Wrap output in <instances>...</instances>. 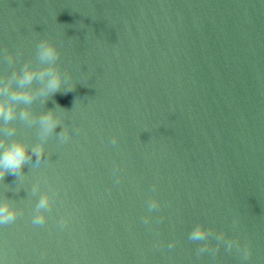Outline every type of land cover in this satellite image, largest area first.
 I'll list each match as a JSON object with an SVG mask.
<instances>
[{"label": "water", "instance_id": "water-1", "mask_svg": "<svg viewBox=\"0 0 264 264\" xmlns=\"http://www.w3.org/2000/svg\"><path fill=\"white\" fill-rule=\"evenodd\" d=\"M0 103V264H264V0H0Z\"/></svg>", "mask_w": 264, "mask_h": 264}, {"label": "clouds", "instance_id": "clouds-1", "mask_svg": "<svg viewBox=\"0 0 264 264\" xmlns=\"http://www.w3.org/2000/svg\"><path fill=\"white\" fill-rule=\"evenodd\" d=\"M41 57L44 59H56L58 56V53L56 51V48L53 44L42 41L41 42ZM45 73L42 72L41 75H44ZM35 77V73L33 71H28L24 73L21 83H28L31 80H33ZM61 80L59 75L54 76L48 83L47 87L49 89H58L59 84ZM17 99L22 100H28L30 98V93L26 91H20L16 93ZM0 116H3L6 121L11 120L13 116V109L11 107H7L6 105L0 103ZM43 124L45 125V132H49L53 130L56 127V120L53 117V113L49 111L46 113L43 117ZM33 154L37 156V159L39 160L43 156V147L37 146L33 150ZM30 159V156L28 155V149L27 146L23 142H14L10 146H8L2 155H0V179H3L4 174L8 171H11L13 173L21 170L23 168V165L27 160ZM47 203V199L43 198L40 201V207H44ZM19 213L16 211V209L11 207L10 202L6 201L3 205H0V225L3 224H9L15 221V219L18 217ZM33 224L35 225H43L44 224V218L41 216L36 217L33 221ZM205 233L197 228L196 231L193 233L194 239H202ZM251 255L250 249L246 248L244 252V259H248Z\"/></svg>", "mask_w": 264, "mask_h": 264}]
</instances>
